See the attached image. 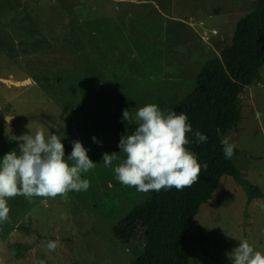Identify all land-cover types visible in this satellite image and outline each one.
<instances>
[{
    "label": "rangeland",
    "instance_id": "374dc122",
    "mask_svg": "<svg viewBox=\"0 0 264 264\" xmlns=\"http://www.w3.org/2000/svg\"><path fill=\"white\" fill-rule=\"evenodd\" d=\"M257 5L258 0H0V105L13 117H0V159L19 153L16 137L42 128L46 137L61 139L65 158L78 140L96 163L82 174L90 181L87 191H71L67 199L8 200V220L0 222V264H134L145 232L125 243L114 228L148 195L115 179L114 168L125 158L119 141L136 127L122 121L123 110L134 116L155 104L165 114L173 111L195 92L202 65L232 44L238 21ZM240 104L238 127L221 136L240 151L235 165L263 196L251 199L247 187L222 177L194 218L195 230L208 242L204 248L188 242L190 264H231L229 255L242 240L264 254V66ZM119 108L116 128L99 126ZM105 152L117 153L110 167L102 161ZM50 241L57 242L54 251Z\"/></svg>",
    "mask_w": 264,
    "mask_h": 264
},
{
    "label": "trees",
    "instance_id": "16d2710c",
    "mask_svg": "<svg viewBox=\"0 0 264 264\" xmlns=\"http://www.w3.org/2000/svg\"><path fill=\"white\" fill-rule=\"evenodd\" d=\"M264 66V0L243 16L237 23L232 44L220 55L207 60L196 79V90L183 102L172 107L177 114L188 116L193 132L208 137L206 143L197 145L193 132L187 134L188 149L196 154L198 163H207L201 170L199 182L182 191L175 188L147 192V199L135 207L115 228V236L129 242L138 232L144 231L146 243L134 264H190L188 242L201 248L208 242L198 235L194 218L202 205L214 196L225 175L232 176L250 191V198L263 196L259 187L243 179L234 159L240 154L234 148L231 159H225L222 134L237 128L242 118L240 95L246 86L253 85ZM126 103L123 94L118 93ZM121 108L100 124L116 128Z\"/></svg>",
    "mask_w": 264,
    "mask_h": 264
},
{
    "label": "clouds",
    "instance_id": "9594fccd",
    "mask_svg": "<svg viewBox=\"0 0 264 264\" xmlns=\"http://www.w3.org/2000/svg\"><path fill=\"white\" fill-rule=\"evenodd\" d=\"M122 121L136 125L118 144L125 158L114 173L122 185L147 193L172 188L182 191L199 182L202 167L206 171L208 165L201 166L196 154L187 147L190 144L187 134L193 129L186 114L174 111L165 114L157 105L147 104L136 110L134 116L124 109ZM193 136L197 145L208 140L199 131L193 132ZM92 139L99 143L96 137ZM16 140L20 142L19 153L12 150L0 159V222L8 220L9 199L17 196L29 201L33 197L67 199L69 192L87 191L90 187V181L82 179V174L94 169L96 163L80 141L72 142V151L65 158L61 139L54 133L46 137L42 128H37L34 134L30 130V134H22ZM221 144L224 158L231 159L235 145L229 138H224ZM117 159V153L105 152L102 156L105 167L112 166ZM47 247L54 251L57 242L50 241ZM229 259L231 264H264V254L254 250L247 240L239 241Z\"/></svg>",
    "mask_w": 264,
    "mask_h": 264
},
{
    "label": "water",
    "instance_id": "95a60500",
    "mask_svg": "<svg viewBox=\"0 0 264 264\" xmlns=\"http://www.w3.org/2000/svg\"><path fill=\"white\" fill-rule=\"evenodd\" d=\"M15 85H22L23 83H19V82H14ZM0 117L2 119H5L6 121H12L13 117L11 115H8L4 108L0 105Z\"/></svg>",
    "mask_w": 264,
    "mask_h": 264
}]
</instances>
